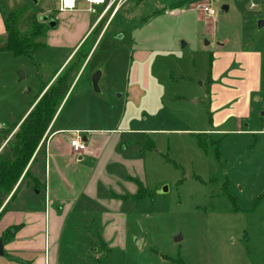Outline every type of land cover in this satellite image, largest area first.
I'll return each instance as SVG.
<instances>
[{
	"label": "rangeland",
	"instance_id": "obj_1",
	"mask_svg": "<svg viewBox=\"0 0 264 264\" xmlns=\"http://www.w3.org/2000/svg\"><path fill=\"white\" fill-rule=\"evenodd\" d=\"M204 1L128 0L106 28L110 13L84 36L104 5L92 13L79 1L76 10L61 12L55 0H41L39 22L51 16L55 21V27H47V45L30 55L0 50V139L32 108L78 43L77 51L83 46L87 53L100 35L52 131L64 124L115 129L125 115V126L133 118L130 132L148 129L149 137L124 138L155 144L152 151L139 148L145 174L138 177L151 196L125 207V248L104 252L99 211L77 212L64 229L63 250L69 255L61 256V264H264V0H219L211 18L197 8ZM32 6L31 0H0V48L6 41L5 14ZM20 29L25 33L27 25ZM239 53L242 59L230 67L240 73L216 75L213 65ZM139 54L149 60L147 92L134 83ZM100 70L101 93H95L91 79ZM229 76L248 80L249 86L218 104L214 87L237 90L225 84ZM135 87L147 93V104L137 101ZM203 132L215 141L208 148L199 145ZM27 181L22 195L31 191ZM165 185L168 191L159 193ZM85 246L92 256H70Z\"/></svg>",
	"mask_w": 264,
	"mask_h": 264
},
{
	"label": "crops",
	"instance_id": "obj_2",
	"mask_svg": "<svg viewBox=\"0 0 264 264\" xmlns=\"http://www.w3.org/2000/svg\"><path fill=\"white\" fill-rule=\"evenodd\" d=\"M173 10L175 12L178 8ZM96 23L97 20L89 27L84 36ZM99 38L100 35L93 43L89 54ZM80 43L81 41L69 53L47 86L55 80L61 69L74 57ZM242 56L241 53L231 55L229 59L224 58L219 64L213 65L216 75L220 76L227 70H231L230 76L240 73L238 69L230 66L235 58L241 60ZM136 57L138 64L134 72V83L147 92L151 89V81L148 83V79L145 77L149 60L146 61V58L141 54ZM246 62L249 63V61ZM251 64L254 65L252 62ZM212 75L214 76V71ZM230 76L223 80L227 86H237V90L223 89L220 86L214 87L218 92L214 96L218 104L224 103L238 89L249 86L248 80L246 82L233 81ZM144 78L146 79L143 83L142 79ZM135 89L137 90V87ZM147 97H149L147 93H140L137 90L138 102L143 101L147 104L149 101L146 99ZM31 109L28 107L19 121V125ZM124 117L125 115L115 129H82L79 127L70 129L72 127L64 124L52 131V124L49 126L43 137L44 140H41L33 156L35 160L32 159L26 169L31 174L26 179L28 181L25 188L27 190L31 188V191L22 195L21 187L16 197L10 201L18 185L21 183L22 186L21 180L25 171L15 189L0 208V239L4 246L0 264H61V256L69 255L66 249L63 250L64 229L68 219L74 213L88 212L94 208L100 213L101 232L99 235L102 250L105 252L110 248H125L127 239V215L125 213L127 211L125 207L129 203L137 201L136 196L140 183L146 191L148 189L144 179L138 177L145 174L144 160L140 157L142 150H139L141 145L144 147L145 144L131 140L134 137L126 136L124 138V136L138 134L143 135L146 139L149 137V130L130 132L134 131L130 125L133 118L125 126L127 119ZM2 129L3 127L0 130ZM10 130L5 128L7 133L0 139V152L7 146L8 140L16 129L9 134ZM75 131L81 132L82 139L87 146V149L81 154L75 153L69 144V140L76 135ZM67 133L73 135L57 138L59 135ZM203 133L211 135L210 132ZM144 149L149 150L145 147ZM39 161V165L33 167ZM35 186H38V189ZM40 195H42V201L37 204ZM87 249L85 246L83 250H72L70 256H92Z\"/></svg>",
	"mask_w": 264,
	"mask_h": 264
},
{
	"label": "trees",
	"instance_id": "obj_3",
	"mask_svg": "<svg viewBox=\"0 0 264 264\" xmlns=\"http://www.w3.org/2000/svg\"><path fill=\"white\" fill-rule=\"evenodd\" d=\"M38 15L39 10L36 6L7 12L3 19L6 41L0 50L10 51L15 55H30L34 50L45 47L47 45L45 41L47 27H50L39 22ZM103 21H99L92 32L96 31ZM22 23L27 25L25 33H22L20 29ZM82 47L52 84L48 88L47 84L42 87L41 92L32 103L31 111L21 124L17 123L9 131L10 134L16 129L8 140L7 146L0 152V208L26 171L41 140L67 97L78 72L86 61L89 52L82 51ZM198 136L199 145L202 148H208L215 142L207 133H198ZM145 148L153 150L155 148L154 142L148 139ZM30 174V171L27 170L21 182L29 178ZM21 187L20 183L10 201L16 197ZM35 187L38 189V186ZM148 195L151 196V193L147 192L140 183L136 196L137 200Z\"/></svg>",
	"mask_w": 264,
	"mask_h": 264
},
{
	"label": "built area",
	"instance_id": "obj_4",
	"mask_svg": "<svg viewBox=\"0 0 264 264\" xmlns=\"http://www.w3.org/2000/svg\"><path fill=\"white\" fill-rule=\"evenodd\" d=\"M58 5V9L61 12H72L77 9L79 1H85L89 4L88 11L92 13H97L95 9L96 6L104 5L103 10L98 16L97 22L104 20L105 17L110 13V16L105 24V28L108 26L109 21L114 17L118 10L128 1V0H55ZM219 0H205L197 5V8L208 18L214 17L216 10L214 4ZM173 14V11H170ZM104 28V29H105ZM2 126L0 125V129ZM75 137L69 140L70 147L75 153L81 154L87 148L85 142L82 139L81 132L75 131ZM44 140V139H43Z\"/></svg>",
	"mask_w": 264,
	"mask_h": 264
},
{
	"label": "water",
	"instance_id": "obj_5",
	"mask_svg": "<svg viewBox=\"0 0 264 264\" xmlns=\"http://www.w3.org/2000/svg\"><path fill=\"white\" fill-rule=\"evenodd\" d=\"M41 0H31L32 4L34 6H38L39 3H40ZM228 6L227 5H223L221 10L223 12H227L228 11ZM262 22L260 23V26H262ZM50 27H55V21L52 19L50 21ZM101 70L96 72L93 76H92V79H91V86H92V90L95 92V93H101V89L99 87V82H100V79H101ZM20 78L21 79H24V75H23V72H20ZM168 191V186L165 185L160 191L159 193L163 194V193H166ZM135 243L138 244L140 240H138L137 238H135ZM4 254V246H3V241L0 239V256H2Z\"/></svg>",
	"mask_w": 264,
	"mask_h": 264
},
{
	"label": "flooded vegetation",
	"instance_id": "obj_6",
	"mask_svg": "<svg viewBox=\"0 0 264 264\" xmlns=\"http://www.w3.org/2000/svg\"><path fill=\"white\" fill-rule=\"evenodd\" d=\"M53 18H52V16L51 17H49L48 18V20H46V18L45 19H43V22L45 23V24H47L49 27H50V21L52 20ZM54 20V19H53ZM120 34V33H119ZM119 37H121V36H119L118 34H115L114 35V38L117 40ZM122 38V37H121Z\"/></svg>",
	"mask_w": 264,
	"mask_h": 264
}]
</instances>
